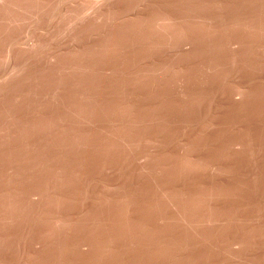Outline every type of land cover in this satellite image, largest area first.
<instances>
[{
    "label": "rangeland",
    "instance_id": "374dc122",
    "mask_svg": "<svg viewBox=\"0 0 264 264\" xmlns=\"http://www.w3.org/2000/svg\"><path fill=\"white\" fill-rule=\"evenodd\" d=\"M0 264H264V0H0Z\"/></svg>",
    "mask_w": 264,
    "mask_h": 264
}]
</instances>
